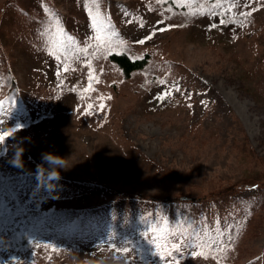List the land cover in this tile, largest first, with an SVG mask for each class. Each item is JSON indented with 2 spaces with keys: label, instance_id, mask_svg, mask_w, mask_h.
Segmentation results:
<instances>
[{
  "label": "rangeland",
  "instance_id": "1",
  "mask_svg": "<svg viewBox=\"0 0 264 264\" xmlns=\"http://www.w3.org/2000/svg\"><path fill=\"white\" fill-rule=\"evenodd\" d=\"M2 134L0 264H264V0H0Z\"/></svg>",
  "mask_w": 264,
  "mask_h": 264
},
{
  "label": "trees",
  "instance_id": "2",
  "mask_svg": "<svg viewBox=\"0 0 264 264\" xmlns=\"http://www.w3.org/2000/svg\"><path fill=\"white\" fill-rule=\"evenodd\" d=\"M148 58H149L148 55H145L144 57L139 58V59L138 58L134 59L126 53H111L110 54V59L114 61L122 69L125 76H130L134 70L143 68L147 64ZM236 187L237 186L232 185V187L229 188V191L233 193L229 192L225 194H235V193L239 194L238 192H234L235 190H237ZM222 194L223 193H219L218 195H214L212 197H204L202 200H199L200 198H194V197L188 198V196L182 195V194H175L174 196L166 195L161 198L144 197L139 194H134L133 196L134 198L144 200L149 203H153L154 204L153 208L155 209V211L158 212L166 207H173V211H177V208H175L176 206H180L184 204L200 203L197 201H201V203H204V202L212 203L215 200H217L215 199L217 196H221ZM250 196L252 197L254 195H250ZM240 197L242 196L239 195V197H236L235 199H239ZM245 217L248 218V216H245ZM239 223L240 222L237 220V221L231 222V224L228 226L227 232L230 234L229 235L230 239H231V235H234V233L238 230Z\"/></svg>",
  "mask_w": 264,
  "mask_h": 264
},
{
  "label": "clouds",
  "instance_id": "3",
  "mask_svg": "<svg viewBox=\"0 0 264 264\" xmlns=\"http://www.w3.org/2000/svg\"><path fill=\"white\" fill-rule=\"evenodd\" d=\"M24 149L22 147L15 151L11 163L14 167L23 168L22 160ZM65 157L57 155L53 152H44L41 154L40 162L36 164L34 178L36 188L44 192L55 193L57 191L59 181L62 179L61 169H67Z\"/></svg>",
  "mask_w": 264,
  "mask_h": 264
},
{
  "label": "snow or ice",
  "instance_id": "4",
  "mask_svg": "<svg viewBox=\"0 0 264 264\" xmlns=\"http://www.w3.org/2000/svg\"><path fill=\"white\" fill-rule=\"evenodd\" d=\"M92 23H93V27L96 28V27H97V24H98V21H97L96 17H93V21H92ZM221 23H223V21H222ZM149 38H150V37H149ZM95 39H96L97 41H99L101 44L103 43V37H102V36L97 35V36L95 37ZM137 43L143 44V43H144V40L137 41ZM91 79H94V77L90 76V80H91ZM90 87H91V86H89V88H90ZM168 94H169V93L165 92L163 95H161V96L159 97V99H164V97H165L166 95H168ZM5 135H7V134H2V135H0V141H3V140H4ZM123 251H128V249L125 248V249H123Z\"/></svg>",
  "mask_w": 264,
  "mask_h": 264
},
{
  "label": "bare ground",
  "instance_id": "5",
  "mask_svg": "<svg viewBox=\"0 0 264 264\" xmlns=\"http://www.w3.org/2000/svg\"><path fill=\"white\" fill-rule=\"evenodd\" d=\"M78 141V140H77Z\"/></svg>",
  "mask_w": 264,
  "mask_h": 264
}]
</instances>
